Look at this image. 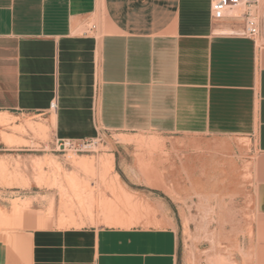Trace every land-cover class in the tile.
<instances>
[{
    "label": "crops",
    "instance_id": "0c3cea01",
    "mask_svg": "<svg viewBox=\"0 0 264 264\" xmlns=\"http://www.w3.org/2000/svg\"><path fill=\"white\" fill-rule=\"evenodd\" d=\"M257 1L260 32L249 39L242 20H213L210 0H0V114L41 116L64 137L94 129L210 137L228 151L248 139L253 209L264 218V0ZM27 235V264H178L177 226L161 216Z\"/></svg>",
    "mask_w": 264,
    "mask_h": 264
},
{
    "label": "rangeland",
    "instance_id": "374dc122",
    "mask_svg": "<svg viewBox=\"0 0 264 264\" xmlns=\"http://www.w3.org/2000/svg\"><path fill=\"white\" fill-rule=\"evenodd\" d=\"M92 24L81 31H89ZM122 136L143 138L145 146L120 143L117 138ZM62 139L97 143L80 153L61 152L54 143ZM192 139L96 129L93 135L64 137L52 135L41 116L13 117L0 126V214L13 217L9 225L0 228V240L10 239L0 248V258L10 252L13 264H27V232L37 226L119 227L103 223L105 213L116 209L125 218L136 213L137 222H154L157 216L173 219L178 233V264H219L220 260L226 264H259V257L264 259V230L260 228L264 218L253 209L254 153L249 151V140L238 141L241 150L228 151L220 139L199 137L193 139L194 145L188 143ZM151 141L158 143L156 150L146 149ZM110 156L114 166L100 181L98 162ZM139 158L143 163L137 162ZM81 159L94 162L90 163L93 173L75 165ZM72 175L77 179L75 188L92 193L84 208L91 215L78 205L68 181ZM119 196L126 197L127 202L120 204ZM148 199L164 204L169 213L164 215L160 205H152ZM15 207L21 209L19 218L13 216ZM68 216L75 225L69 224ZM61 218L66 225H60Z\"/></svg>",
    "mask_w": 264,
    "mask_h": 264
},
{
    "label": "bare ground",
    "instance_id": "6f19581e",
    "mask_svg": "<svg viewBox=\"0 0 264 264\" xmlns=\"http://www.w3.org/2000/svg\"><path fill=\"white\" fill-rule=\"evenodd\" d=\"M13 119L12 116L10 115H7V114H0V126H4L6 125L7 123H9L11 120ZM43 131V130H42ZM42 134V133H41ZM117 141L120 142V143H135L137 147L139 148H142L143 146H145V142H144V139L143 138H129V137H118L117 138ZM158 143L156 141H151L148 143V145H146V149L149 150V151H153V150H156L158 148ZM245 144V143H244ZM114 157L113 156H110V157H104L102 159L99 160L98 163H101V166H100V181H103L105 178H106V175L111 171V169L113 168L114 166ZM78 161L77 163H75V165L86 173H93V170H92V166L90 163H94L93 161H88L87 159H81V160H76ZM137 162L138 163H143L142 159H137ZM96 170V169H95ZM99 170V169H98ZM114 171V170H113ZM98 172V171H97ZM69 182L73 185V194L75 195L76 197V200L78 202V205L80 206V208L82 209L81 211H84V208L86 207L85 205L88 204V202L86 200H89L91 199L92 197V193L91 191H87L86 189H77L75 188V182H76V178L75 176H70L68 178ZM119 179V176L117 174H115L114 176V180L115 181H118ZM65 183V182H64ZM68 184V183H67ZM110 190L114 193L115 189H114V186H110ZM86 194V195H85ZM80 195H85V196H82L83 198L82 199H79V196ZM118 201L119 203H123V202H127V199L126 197L124 196H119L118 197ZM99 202V201H98ZM109 203V202H108ZM100 204V203H98ZM67 207V206H66ZM79 208V207H78ZM67 209V208H65ZM113 209V207H112ZM105 211V210H104ZM107 211V210H106ZM66 212H69L68 210H66ZM86 212L88 215H91L90 214V211H84ZM20 213H21V209L19 207H15L14 208V212H13V216H16L19 218L20 216ZM70 214V212H69ZM81 214V213H80ZM105 217H104V221L103 223L105 225H111V226H119V227H129L130 225L136 223V213H133L131 214L128 218H125L124 216H122L118 211L115 210H112V211H109L108 213H105ZM72 216V215H70ZM69 217V216H68ZM25 218V217H24ZM51 218V217H50ZM69 221L70 222L69 224L70 225H75V221L72 219V217H69ZM13 219V217H8V216H4V215H1L0 214V228L1 227H4L5 225H9L11 220ZM17 219V218H16ZM43 222V220H42ZM21 224V222H19ZM40 223V222H39ZM44 223V222H43ZM18 224V223H17ZM66 221H64L62 218L60 219V225H66ZM19 225V224H18ZM12 226V224H11ZM45 226V225H44ZM52 226V225H51ZM6 228V227H5ZM36 228H39L38 226ZM49 228V227H47ZM78 228V227H77ZM42 229H44L42 227ZM17 232V231H16ZM10 234V233H9ZM11 239H13V237H9ZM1 241V240H0ZM9 244L10 243V239L8 238H4L1 242H0V248L3 247L2 245L4 244ZM12 245V244H11ZM10 248V247H9ZM13 249V248H12ZM15 250V249H14ZM224 258V257H223ZM220 260V259H219ZM211 261V260H210ZM14 262V258H13V253H5V256H3V258H0V264L3 263V264H13ZM220 263L219 264H226L223 260H220L219 261ZM259 264H264V259L263 258H260L259 257Z\"/></svg>",
    "mask_w": 264,
    "mask_h": 264
},
{
    "label": "built area",
    "instance_id": "2783aa9c",
    "mask_svg": "<svg viewBox=\"0 0 264 264\" xmlns=\"http://www.w3.org/2000/svg\"><path fill=\"white\" fill-rule=\"evenodd\" d=\"M210 16L213 20H242L244 33L249 39H255L260 32V16L257 0H210ZM57 97L49 103V111H57ZM97 141H72L70 139L56 140L54 148L61 152L80 153L87 151Z\"/></svg>",
    "mask_w": 264,
    "mask_h": 264
}]
</instances>
